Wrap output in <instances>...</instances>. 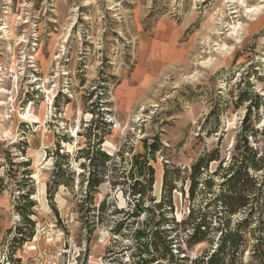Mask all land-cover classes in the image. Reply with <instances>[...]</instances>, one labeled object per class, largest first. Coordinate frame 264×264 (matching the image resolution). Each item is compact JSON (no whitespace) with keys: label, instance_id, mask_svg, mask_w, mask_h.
Returning a JSON list of instances; mask_svg holds the SVG:
<instances>
[{"label":"rangeland","instance_id":"rangeland-1","mask_svg":"<svg viewBox=\"0 0 264 264\" xmlns=\"http://www.w3.org/2000/svg\"><path fill=\"white\" fill-rule=\"evenodd\" d=\"M249 107L251 119L242 123ZM242 124L253 128L249 145L264 153V0H0V264H42L62 249L71 263H133L136 230L154 224L140 209L158 212L165 164L179 171L172 172L173 205H163L169 222L162 227L180 242L174 261L153 263L207 258L218 224L229 220L234 228L250 211L227 216L214 203L229 165L240 159ZM94 132L111 155L105 167ZM144 138H158L160 149L149 152ZM84 147L96 173L104 170L88 201L93 169ZM211 150L219 158L208 160L191 200L192 165ZM138 154L150 158L155 180L135 206L131 183L143 179ZM250 173L258 185L264 179V168ZM191 203H212L213 214L208 239L192 246L191 228L174 222ZM260 227L255 215L242 231L244 254L230 264H260L251 250Z\"/></svg>","mask_w":264,"mask_h":264},{"label":"trees","instance_id":"trees-1","mask_svg":"<svg viewBox=\"0 0 264 264\" xmlns=\"http://www.w3.org/2000/svg\"><path fill=\"white\" fill-rule=\"evenodd\" d=\"M252 107V105H251ZM251 107L248 108L249 112L246 113L242 123L247 122L251 119L252 111ZM102 113L101 121H104V116L106 112ZM108 113V112H107ZM96 127H98L96 125ZM242 143H239L236 148L240 152V159H235V161L229 165L228 171L225 173L223 181L220 183L219 192L216 193L214 198V203H220L221 209L226 213L227 216L235 214L237 211L245 209L248 206L250 211L245 217L238 220L236 226L231 228L229 225V220L226 222L224 227L218 224L216 228L221 231L218 241L216 242V247L213 252H211L208 257L198 256L191 261V264H230V261L233 260L235 255L241 256L244 254L247 246V238L245 237L244 232L245 228H248L253 221V217L257 215V218L264 223V179L258 185L256 177L252 176L250 173V168L261 170L264 168V153L258 156L260 153L257 148L249 145L248 134L253 128H249V125L242 124ZM97 129V128H95ZM99 132H94V135L98 136ZM102 142V136L97 140V149L96 152L102 155V167H105V163L110 160L111 155L104 152L100 149V143ZM59 145V143H58ZM144 147L151 153H155L160 149V144L158 143V138H152V141L149 138L143 139ZM89 149L85 147L81 149L83 153L87 155V158L92 165L90 170L89 177L86 185V201L88 197L92 200L93 192H96L100 184L104 181V170L99 174L95 170V157ZM215 150H211L205 153L203 156H200L197 161L192 165L191 173L189 175V198L192 200L195 198V192L197 190L198 184L202 178V169L207 168L208 160L218 159L219 156L216 154ZM57 154H60L57 152ZM62 157L66 155L61 154ZM142 157L140 160L139 158ZM150 158L146 155L138 154L136 163L139 164L140 173L143 176L142 178H137L131 183V193L137 195V202L135 206L139 204L141 199L148 195L149 191L152 190V186L155 180V169L152 164H149ZM222 162V161H221ZM68 163V162H67ZM205 164V165H204ZM138 166V165H137ZM221 166V165H220ZM60 168V163H59ZM105 169V168H102ZM174 170L179 171L178 167L170 166L165 164L164 174H163V193L162 198L155 206L158 209V212L146 206H142L141 211H149V219L154 220L152 228H138L134 234L136 242L138 245L137 259L131 264H154L155 260L159 258L168 257L172 261L175 260V254L173 252V244H177L180 241V234L176 233L171 235L170 229L172 228H163L166 223L165 212L162 210L163 205L169 203L172 209V198L171 192L176 187L175 179L172 176ZM216 173V172H215ZM100 175V176H98ZM53 184L56 187L60 184V174L54 175ZM134 178V177H133ZM206 185L210 186L212 183L211 179H205ZM117 181H113L112 185H116ZM51 187V186H50ZM49 187V189H50ZM56 189V188H54ZM55 190L49 191L51 199L54 195ZM28 194L23 195V198L26 199ZM152 199V198H151ZM213 201V200H212ZM255 201V206L252 202ZM29 204L32 206L34 201H29ZM189 207V212L186 218H181L178 221H174L177 225H184L186 229H190L188 234L187 243L192 246L201 241L207 240V235L210 233L211 222H212V211L208 206L212 205L206 204V206L197 207L192 205ZM29 214V213H28ZM217 215V213H214ZM159 218L155 219L156 216ZM218 216V215H217ZM221 218V216H219ZM31 221V219H29ZM22 228H19L21 230ZM262 234L258 237L259 240L254 244L252 250V256L257 257L260 264H264V229L260 227ZM23 233L22 231H19ZM179 246H181L179 244Z\"/></svg>","mask_w":264,"mask_h":264},{"label":"built area","instance_id":"built-area-1","mask_svg":"<svg viewBox=\"0 0 264 264\" xmlns=\"http://www.w3.org/2000/svg\"><path fill=\"white\" fill-rule=\"evenodd\" d=\"M59 235H62V234H59ZM59 235H57V236H59ZM59 237H60V242H61L62 237L61 236H59ZM47 240H48V242H54V235L51 233H48ZM65 252H66L65 249L58 251L55 256H52L50 259H45L42 262V264H78L76 259H75V262H72V263L69 262V260H66L64 258V255H63V253H65ZM77 257H78V255H77Z\"/></svg>","mask_w":264,"mask_h":264},{"label":"bare ground","instance_id":"bare-ground-1","mask_svg":"<svg viewBox=\"0 0 264 264\" xmlns=\"http://www.w3.org/2000/svg\"><path fill=\"white\" fill-rule=\"evenodd\" d=\"M229 1V0H228ZM260 8H261V6H256L255 7V9H253V11H255V10H260ZM259 12V11H258ZM233 33H236L237 31H238V26H237V24L235 23L234 25H233ZM240 29V28H239ZM232 32V31H231ZM229 49V48H228Z\"/></svg>","mask_w":264,"mask_h":264},{"label":"crops","instance_id":"crops-1","mask_svg":"<svg viewBox=\"0 0 264 264\" xmlns=\"http://www.w3.org/2000/svg\"><path fill=\"white\" fill-rule=\"evenodd\" d=\"M38 142H40V139L39 140H37ZM30 244H32V243H30Z\"/></svg>","mask_w":264,"mask_h":264}]
</instances>
